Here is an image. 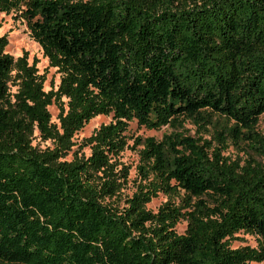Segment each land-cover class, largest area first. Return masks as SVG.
I'll return each mask as SVG.
<instances>
[{
	"label": "trees",
	"instance_id": "trees-1",
	"mask_svg": "<svg viewBox=\"0 0 264 264\" xmlns=\"http://www.w3.org/2000/svg\"><path fill=\"white\" fill-rule=\"evenodd\" d=\"M1 13L25 21L59 83L44 91L0 35V264L264 261V0H0ZM97 115L111 120L76 143ZM186 120L216 144L178 131ZM132 121L172 131L134 137L129 180ZM228 138L263 162L223 155ZM239 233L257 245L232 247Z\"/></svg>",
	"mask_w": 264,
	"mask_h": 264
},
{
	"label": "rangeland",
	"instance_id": "rangeland-1",
	"mask_svg": "<svg viewBox=\"0 0 264 264\" xmlns=\"http://www.w3.org/2000/svg\"><path fill=\"white\" fill-rule=\"evenodd\" d=\"M0 35H5L8 40V44L5 48L6 52L11 54L14 58L27 54L28 62L31 63L35 61L36 68L39 74H43L45 81L43 83L44 91H48L51 88L56 89L59 83V73L56 72L55 68L49 67L47 59L42 55V50L40 46L31 38L29 30L23 19H18L15 14H0ZM11 91H15V86L10 87ZM51 114V120L56 122V116L58 113V108L55 104L48 107ZM111 120L109 115H97L90 119L84 127L78 131L73 136V140L76 143H80L82 138L87 137L91 132L101 124L108 123ZM213 120L217 122L218 126L227 123L223 117H218L214 115ZM178 131H183L184 134H188L193 137H200L201 139H207L212 141L213 145L216 141L213 139V129L208 126L207 129H202L196 123L190 120L183 122L182 128L177 129ZM255 130L264 134V114L259 117L258 123ZM172 128L164 126L158 130H148L142 126H138L135 121H132L128 125L127 134L132 136L128 140V146L121 152L119 156V161L124 165L129 167L128 179H135V166L138 163L137 149H133V139L136 136H153L155 139L160 140L164 134H169ZM36 137L33 139V144H39L40 147H45L49 145V141H41L37 136V132L34 134ZM227 146L222 152L223 155L228 156L231 160L238 159L240 163L244 160L252 158L256 161L263 162L261 156H259L256 151L252 148L253 144L241 139L236 142H232L231 138L226 140ZM85 154H88V148H83ZM70 156H67L69 158ZM132 190V182H128L127 187H123L122 191L124 193H130ZM166 200V197L160 194L158 197L154 198L147 204V208L155 211L156 208ZM185 227V222H180L176 225V230L178 233H182ZM239 240H234L232 242V247H238L242 245H249L255 247L257 245V238L251 234L239 233L237 234ZM251 264H264L261 262H252Z\"/></svg>",
	"mask_w": 264,
	"mask_h": 264
}]
</instances>
